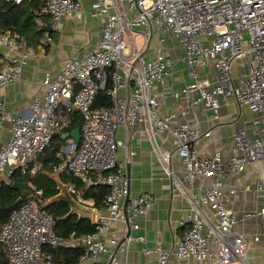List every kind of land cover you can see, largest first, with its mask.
I'll list each match as a JSON object with an SVG mask.
<instances>
[{
  "label": "built area",
  "instance_id": "built-area-1",
  "mask_svg": "<svg viewBox=\"0 0 264 264\" xmlns=\"http://www.w3.org/2000/svg\"><path fill=\"white\" fill-rule=\"evenodd\" d=\"M81 10L80 0H45L38 13L51 16L56 25ZM91 12L101 19L100 40L70 56L59 73H47L44 91L33 96L28 112L14 115L0 101V189L16 172L33 175L41 168L38 155L50 146L56 133L71 127L70 112L75 109L83 116L80 141L69 136L62 149L64 160L54 165V170L83 174L85 188L106 186L107 213L97 218L94 232H72L64 237L57 233L56 217L37 200L41 190L28 194L0 224V244L7 251L8 264H50L52 256L45 246L71 248L79 243L84 248L82 260L119 264V239L113 225L125 220L131 228H139L138 217L156 200L152 192L128 195L123 162L117 159L119 150L126 160L136 154L131 140L137 127L145 129L174 190L190 206L182 221L186 234L175 248L157 239L154 247L144 245L143 252L155 253L154 264H170L172 255L194 257L199 264H208L206 259L213 257L217 264H254L248 257L251 242L235 226L259 217L262 230L254 233L253 239L264 243V185L259 183L255 189L262 192L260 208L237 215L227 206L235 188L225 187L224 178L227 173L243 172L249 163L264 161V0H95ZM155 33L159 34V46L149 57ZM168 38L183 44L181 60L191 78L174 96L198 91L179 109L180 115L203 103L218 118L221 99L228 95L255 114L233 134L241 155L225 160L222 151L216 150L209 157L200 156L197 143L211 131L189 120L175 125L176 113H161V96L153 90L156 85L168 84L172 60L162 45ZM50 41L47 31L44 44ZM0 46L6 49V61L0 62L2 88L22 78L24 65L36 48L12 31L0 32ZM245 54L249 55L248 69L234 77V60ZM209 63L217 70L215 82L201 77L200 68ZM103 90L111 96V106L94 105ZM8 122L9 135L3 140ZM120 126L127 129L123 139L116 137ZM163 131L174 138L175 152L185 163L182 175L172 169V152L163 151L157 142V134ZM199 178H211L203 191L199 190ZM69 191L84 202L81 190L71 186ZM103 233H108L107 240ZM125 239L145 242V237L133 233H127Z\"/></svg>",
  "mask_w": 264,
  "mask_h": 264
},
{
  "label": "crops",
  "instance_id": "crops-1",
  "mask_svg": "<svg viewBox=\"0 0 264 264\" xmlns=\"http://www.w3.org/2000/svg\"><path fill=\"white\" fill-rule=\"evenodd\" d=\"M31 1L33 0H26V4ZM43 1L39 0L40 3ZM80 1L82 3L81 13L66 16L56 25L53 24L51 16L41 15L38 13V9H36L38 17L36 18L35 27L37 26L40 31L39 34L37 35L31 28V34L34 37L27 38L25 35L21 36L18 33L29 45L35 46L36 53L29 57V60L24 65L20 80L0 88V101L7 104L12 114H24L30 110L33 96L44 91L42 82L47 73L53 75L59 73L70 56L93 47L100 40L101 19L98 16H94L91 12L92 3L95 0ZM47 31L51 34V41L44 44ZM151 49H149V57L155 54V50L152 51ZM164 50L172 60L168 84L165 87L156 85L153 90L154 93L161 96V113H176L173 123L175 125L183 120H189L196 123L201 129L211 131L209 136H202L197 143L200 156L209 157L216 150L222 151L225 160H229L232 155H241V151L233 141V134L245 119L253 118L255 114L247 106L241 107L235 96L228 95L225 99H221L222 104L219 109L220 114L218 118H215L213 112L205 107L203 103L191 107L185 116L180 115L179 109L189 99L195 98L198 95V91H191L188 96H174V91L189 83L191 78L187 73L185 63L181 60L184 46L179 39L172 38L167 40ZM5 51L6 49L0 46L1 63L6 61ZM247 56L249 60V55ZM248 60L244 63L243 71H247L248 69ZM236 61L237 58L233 63V75L234 71L240 66ZM200 73L201 77H207L212 82L216 81L218 75L217 70L211 63L202 66ZM239 73H242V71ZM239 73L234 75V77H237ZM9 127L10 122L6 124L4 129L3 140L8 138ZM135 131L136 135L131 140V143L136 150V154L129 158V160H126L123 152L119 150L117 152V159L123 162L122 169L127 177L128 194L131 196L144 192H152L156 196V200L145 215L138 217L137 223L139 224V228H132V233L145 237V242L137 239L130 241L125 239L130 226L125 220L117 221L112 229L117 232L118 244L122 241L121 245L117 246L119 264H154L155 253L145 254L143 252L144 245L154 247L156 240L161 239L168 248H175L186 234L187 226L182 221L190 212V206L187 199L177 190H174L173 181L165 173L162 164L159 162L153 149V143L145 129L137 127ZM68 132L71 131L58 132L57 134H63L64 140L54 141L55 144L60 146L57 152V155L61 159L60 162L64 160L62 149L68 142ZM126 134L127 129L123 126H120L116 131L118 139L125 138ZM156 138L163 151L172 152V169L178 175H182L185 170V163L175 152L176 145L174 138L168 131L159 132ZM71 173L76 174L71 171L57 172L53 170L51 175L58 181L59 193L47 201L66 198L70 202L72 213L76 214L79 219H89L95 224L99 216L107 213L104 200L96 205L92 197L86 199L83 197L84 191L82 192V189H79L80 187L78 188V185L74 181L62 180V175H69ZM76 175L78 176V174ZM210 181L211 178H199V190L203 191ZM5 182H15V180L13 181L11 178ZM259 183L264 185V161L247 164L243 172L227 173L224 178L225 187L235 188V192L227 201L228 208L233 210L237 215H241L244 211H257L262 204V192L258 191L257 193L255 191ZM71 186H75L81 190L82 197L85 199L84 202L79 201L77 195L69 191ZM47 201H44L43 204L47 203ZM207 212L209 214L212 213L208 208ZM235 228L244 232L251 242V248L248 252L249 259L254 264H262L264 262V243L256 242L253 239L254 233L262 230L261 219L255 216L243 222L240 221L236 224ZM103 237L107 240L108 233H103ZM0 245L5 250V247L2 244ZM44 250L52 256L50 264H71V261L75 259V250H81L83 253L84 248L79 243L76 247L66 249L47 245L44 247ZM59 250H62V252L57 253ZM81 255L74 264H95L94 259L88 258L82 260ZM7 259L4 260L3 264H8ZM206 262L208 264H217L214 257L206 259ZM170 264H199V262L194 257L181 258L172 255Z\"/></svg>",
  "mask_w": 264,
  "mask_h": 264
},
{
  "label": "trees",
  "instance_id": "trees-1",
  "mask_svg": "<svg viewBox=\"0 0 264 264\" xmlns=\"http://www.w3.org/2000/svg\"><path fill=\"white\" fill-rule=\"evenodd\" d=\"M45 2L31 1L26 4V0L21 3H14L9 0H0V32L12 31L19 33L21 36L25 35L27 38L34 37L31 34L33 29L36 34H39V30L36 24V9H39ZM37 38V37H36ZM95 106H111V96L106 91H100L94 102ZM72 118V125L68 131H72L74 128L81 127L83 124V116L81 112L73 109L70 112ZM62 141L63 134H55L50 146L38 155L37 161L41 163V168L38 169L33 175L30 173L21 174L15 173L12 180L18 182H27V192L23 196V200L28 194L36 193L37 190H41V195L37 196V200L42 204L49 212H51L57 219V233L64 237H69L72 232H76L78 235L94 232L96 225L89 219L78 218L76 214L71 212V206L69 200L62 198L61 200H51L53 196L59 193L58 181L51 175L54 170V165L60 163L61 159L57 155L60 149L58 144L54 141ZM19 172V171H18ZM64 181H74L78 185L79 189H82L83 197H92L95 200L96 205L104 200L108 188L106 186H94L85 188L83 179L76 174H64L62 175ZM13 182H4L0 189V224L9 219L12 211L19 206L15 204V201L21 196V191L15 188ZM47 201V203H44ZM66 249V248H64ZM6 250V249H5ZM0 245V263L6 260L7 251ZM79 250V249H78ZM56 252V251H55ZM62 250L57 251L61 253ZM82 251L75 250V259L71 261V264L76 263L80 257ZM8 260V259H7Z\"/></svg>",
  "mask_w": 264,
  "mask_h": 264
},
{
  "label": "water",
  "instance_id": "water-1",
  "mask_svg": "<svg viewBox=\"0 0 264 264\" xmlns=\"http://www.w3.org/2000/svg\"><path fill=\"white\" fill-rule=\"evenodd\" d=\"M67 135L73 137L75 139V141L78 143L80 141V138H81V127L74 128L71 132H68ZM78 176L81 178L84 177V175L81 173H79ZM27 185H28L27 182H18V181L13 182V186L15 188H18L21 191V196L15 201V204H19L22 201L23 196L26 194V191H27ZM77 204H80V203H77ZM131 233H132V228H131V226H129L128 235ZM123 240H125V239H123ZM121 243H122V241H121ZM121 243L118 245L120 246ZM3 262L0 264H3Z\"/></svg>",
  "mask_w": 264,
  "mask_h": 264
},
{
  "label": "rangeland",
  "instance_id": "rangeland-1",
  "mask_svg": "<svg viewBox=\"0 0 264 264\" xmlns=\"http://www.w3.org/2000/svg\"><path fill=\"white\" fill-rule=\"evenodd\" d=\"M158 36L159 34L155 33L154 37L152 38L153 42H152V51H154L156 49L157 46H159V40H158ZM172 39V38H168L167 40ZM167 40L165 42L162 43V45L164 46L167 42ZM138 41L141 42L142 38L139 36L138 37ZM248 54L242 55L240 57H237V61L236 63H238L240 66H238V68L236 69V71H234V75H236L237 73H239L240 71L243 72V68H244V63L248 60Z\"/></svg>",
  "mask_w": 264,
  "mask_h": 264
}]
</instances>
